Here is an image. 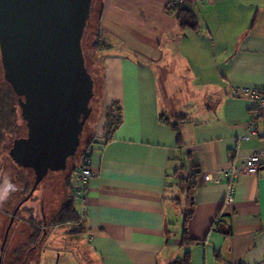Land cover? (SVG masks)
<instances>
[{"label":"crops","instance_id":"obj_1","mask_svg":"<svg viewBox=\"0 0 264 264\" xmlns=\"http://www.w3.org/2000/svg\"><path fill=\"white\" fill-rule=\"evenodd\" d=\"M166 2L101 0L107 50L82 235L53 226L45 245L30 249L36 264L44 253L59 257L52 243L72 237L83 240L89 264L180 262L183 217L191 211L190 264H264V128L242 139L249 102L230 96L232 87L264 89V0H209L194 11L197 32L180 29ZM112 102L122 123L103 143ZM179 115L177 143L160 117L174 123ZM254 151L262 153L258 172L239 177L225 204L226 186L204 183L202 175L239 165ZM56 198L48 191L43 205Z\"/></svg>","mask_w":264,"mask_h":264},{"label":"water","instance_id":"obj_2","mask_svg":"<svg viewBox=\"0 0 264 264\" xmlns=\"http://www.w3.org/2000/svg\"><path fill=\"white\" fill-rule=\"evenodd\" d=\"M92 0H0V57L4 81L15 95L26 137L13 140L8 156L31 170L33 185L48 172L66 170L92 110L94 82L85 71L82 40ZM89 264V260H86Z\"/></svg>","mask_w":264,"mask_h":264},{"label":"rangeland","instance_id":"obj_3","mask_svg":"<svg viewBox=\"0 0 264 264\" xmlns=\"http://www.w3.org/2000/svg\"><path fill=\"white\" fill-rule=\"evenodd\" d=\"M99 8L100 0H94L91 18L88 21L82 40V48L85 57V71L93 79L94 95L90 100L92 112L82 130L80 148L77 157L76 159H70L68 161L67 169L65 171L48 172L38 184L32 196L23 203L21 210L18 211V215H15L12 223L13 226H11V230L8 233L7 248L4 247L3 250V252L5 251L3 264H21L22 262H25L27 251L31 247H34V237L30 241V238L34 235L31 230V224L28 221L30 217L33 218L37 236L40 238V241L37 244L39 247L43 245V242L45 241V239H43L44 234L49 232L53 227L51 226L52 219H54L55 214L71 195V175L73 174L74 166L80 162L79 158L84 150L83 147H86L90 142L91 146L94 145L93 141H95V134L101 124L100 114L102 108L100 96L101 58L92 50V44L94 42L93 35L97 27ZM25 136L26 128L20 117V109L17 105L15 95L3 78L0 57V248L3 240L2 237L6 230L5 228L8 226L6 222L10 220V218H6L7 221H4V214L10 212L12 215L17 204L21 199L23 200L25 198V195L30 191L34 182L33 172L12 164L8 156V150L11 148L13 140ZM48 191H54L57 195L56 199L53 201L51 200V206L49 207L47 206V203L46 205H43L44 201H49L48 199H45ZM37 193H41L39 199L36 197ZM53 203L56 206L53 205ZM14 206L15 208L13 209ZM46 207L49 208V217L46 216ZM27 208H30V210ZM44 218L46 224H43ZM70 228L71 226L67 227V229L66 227H62L59 231L63 232ZM72 238L70 241L65 238L64 240L55 241V243L53 242L52 246L58 247L60 256L57 257L56 253L50 252L41 254V263L86 264V260H89V257L85 252L86 248L84 247V242H81L83 240L80 238ZM33 252L34 251L29 254V258L25 264H36L35 256L37 254Z\"/></svg>","mask_w":264,"mask_h":264},{"label":"built area","instance_id":"obj_4","mask_svg":"<svg viewBox=\"0 0 264 264\" xmlns=\"http://www.w3.org/2000/svg\"><path fill=\"white\" fill-rule=\"evenodd\" d=\"M209 0H167L166 9L175 10L182 7H190L193 11L207 5ZM230 96L234 99H246L249 102V119L246 125V135L242 139L257 137L264 128V89L256 90L245 87H232ZM95 151V145H89L86 155L76 167L73 179L72 190L76 212L79 222H82L86 214V195L90 180L93 177L91 167V155ZM262 153L252 152L243 163L239 165L230 164L228 167L213 174L202 175L204 183L226 186L225 204L233 201L236 183L242 175H255L258 172Z\"/></svg>","mask_w":264,"mask_h":264},{"label":"trees","instance_id":"obj_5","mask_svg":"<svg viewBox=\"0 0 264 264\" xmlns=\"http://www.w3.org/2000/svg\"><path fill=\"white\" fill-rule=\"evenodd\" d=\"M93 3H94V0H92L90 16H89L88 21L90 20L91 13L93 11L92 10L93 9ZM101 10H102V5H101V0H100V8H99V13H98V18H97V27H96L95 33L93 35L94 36L93 37L94 42L92 44V50L100 58L102 57V53L107 50V46L104 44V42L102 40L101 30L99 28V19H100V15H101ZM166 11L168 14L172 15L176 19L180 29H183V30L189 29L193 32L198 31L199 25H198V22L196 20V15H195V12L190 7L185 6V7L178 8V9L171 10V11L166 9ZM88 21H87V24H88ZM86 27H87V25H86ZM85 31H86V28H85ZM82 52H83V48H82ZM83 57H84V53H83ZM84 61H85V57H84ZM104 120H105V123H104V127H103L102 142L107 143L112 139L114 133L116 132V130L120 127V125L122 123L121 107L117 102H112L108 106V108L105 110ZM160 120H161V122L169 125L171 127V129H173L177 133L176 134V141H177V143H180L181 139H180V136L178 133V126L180 125L181 121H183V116L179 115L178 117H176L174 119V121H175L174 123L168 119H165L163 116L160 117ZM90 143L83 150V152L79 158L80 159L79 161H81V159L86 155ZM77 165H78V163L73 168V174L71 175V179H73ZM193 179H194V175H191L186 180L185 183L188 187L193 186ZM28 193H29V191L27 192V194ZM27 194L25 195V197L27 196ZM70 194H71L70 197L60 207L59 211L55 214L54 219H52V223H51L52 225L51 226L59 227V229L62 227H66V229H67V227L71 226V228L68 229V230H70V232L68 230L64 229L65 230L64 233H66L70 236H73V237H79L80 235H82V227L80 226L79 217H78V215L75 211V208H74L75 204H74V197H73V190H72V180H71V185H70ZM22 206H23V204L20 206L19 210H21ZM14 208H15V206L13 207V209ZM28 210H30V209H28ZM192 214L193 213L191 211L189 213L184 214V217H183L181 246L186 248L184 256L180 262L175 261V262H172L170 264H190V253H189L188 248H189V246L196 243L194 240L190 239L189 234H188V229H187V224H188L189 220L191 219ZM4 215H5L4 221H7L6 218L7 219L10 218L11 214H10V212H6ZM16 215H18V212ZM28 221L31 224V230L34 233V235L30 238V241L34 237L33 238V244L35 247L36 245H38L37 243L40 241V238H39V236H37V231H36V228L34 227L33 218L30 217V219ZM8 222H9V220H8ZM8 222H6V223L8 224ZM43 224H46L45 218L43 219ZM12 226H13V224H12ZM217 226L221 227L222 225L220 223H217ZM10 230H11V228H10ZM7 242H8V237H7V241L5 244L6 248H7ZM31 248H33V247H31ZM30 249L27 251V255L25 256V262H22L21 264H25L27 262ZM4 255H5V251L2 253L1 264H3Z\"/></svg>","mask_w":264,"mask_h":264},{"label":"flooded vegetation","instance_id":"obj_6","mask_svg":"<svg viewBox=\"0 0 264 264\" xmlns=\"http://www.w3.org/2000/svg\"><path fill=\"white\" fill-rule=\"evenodd\" d=\"M90 115H91V114H90ZM86 122H87V121H86ZM86 122H85V124H86ZM85 124H84V125H85ZM83 127H84V126H83ZM82 130H83V129H82ZM80 133H82V131H81ZM25 137H26V136H25ZM80 142H81V135H80V138H79V144H78V147H77V149H76L75 154L72 155V156H70V157H68L67 160H66V169H67L68 161H69L70 159H76L77 154H78V150H79V148H80ZM83 149H85V146L83 147Z\"/></svg>","mask_w":264,"mask_h":264}]
</instances>
